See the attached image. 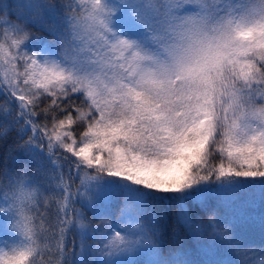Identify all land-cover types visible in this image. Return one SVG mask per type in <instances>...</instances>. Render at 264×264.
<instances>
[{
    "label": "snow or ice",
    "instance_id": "obj_1",
    "mask_svg": "<svg viewBox=\"0 0 264 264\" xmlns=\"http://www.w3.org/2000/svg\"><path fill=\"white\" fill-rule=\"evenodd\" d=\"M0 143V264H248L264 0H0ZM249 183L259 204L223 221ZM165 199L206 211L178 216L199 259L162 255Z\"/></svg>",
    "mask_w": 264,
    "mask_h": 264
},
{
    "label": "trees",
    "instance_id": "obj_2",
    "mask_svg": "<svg viewBox=\"0 0 264 264\" xmlns=\"http://www.w3.org/2000/svg\"><path fill=\"white\" fill-rule=\"evenodd\" d=\"M16 133L11 134L10 139L15 138ZM4 147L0 143V157L3 156ZM23 162V158H20ZM0 163H3L0 159ZM9 167H12V161H8ZM182 205H185L192 212L193 219L199 217L200 219H206L207 213L198 204H194L191 201L182 202L177 199H165L156 201L153 204L156 214L160 218L161 226L163 228V249L162 255L165 258H169L170 250L175 253L177 251L190 252L191 257L198 254V242L192 238L188 230L182 226L178 221V216L181 211ZM212 207L216 209L220 218L223 217V205L213 203ZM250 235L254 237L259 243L264 245V231L251 226ZM182 246V247H181Z\"/></svg>",
    "mask_w": 264,
    "mask_h": 264
},
{
    "label": "rangeland",
    "instance_id": "obj_3",
    "mask_svg": "<svg viewBox=\"0 0 264 264\" xmlns=\"http://www.w3.org/2000/svg\"><path fill=\"white\" fill-rule=\"evenodd\" d=\"M33 32L35 33L36 36L41 37L43 39L44 42L55 46L56 45V41L55 39L51 36L48 35L47 33L44 32H35V30H33ZM259 178H257L258 180ZM260 196H261V191L258 187H253L251 183H249V185L247 187H244L240 190V192L238 193V195L236 196L235 200L232 203H221L223 205V211H224V215L221 218L223 221H227L232 219L235 215H237L238 213H244V214H250L252 213L254 210L252 207H250V202H256L257 204H259L260 202ZM184 207H186L185 205H182ZM251 226H256L257 228H260V225L258 222L255 223H247L244 224L240 227L237 228V232L241 234V236L243 237V240L245 243L254 245L257 247V251L254 255L249 257L248 260V264H257V261L260 259L261 257V253L259 252V246L263 245L261 243H259L257 240H255V238L250 235V228ZM198 242V248L200 244H207L208 241L207 239H202L201 241H197ZM192 259H199V255H195L191 257ZM146 259V258H143ZM233 259H243V256L240 257H236L234 256Z\"/></svg>",
    "mask_w": 264,
    "mask_h": 264
}]
</instances>
